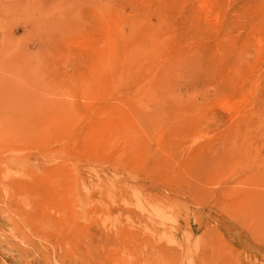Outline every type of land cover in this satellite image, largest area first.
I'll list each match as a JSON object with an SVG mask.
<instances>
[{"label":"rangeland","instance_id":"obj_1","mask_svg":"<svg viewBox=\"0 0 264 264\" xmlns=\"http://www.w3.org/2000/svg\"><path fill=\"white\" fill-rule=\"evenodd\" d=\"M0 264H264V0H0Z\"/></svg>","mask_w":264,"mask_h":264},{"label":"bare ground","instance_id":"obj_2","mask_svg":"<svg viewBox=\"0 0 264 264\" xmlns=\"http://www.w3.org/2000/svg\"><path fill=\"white\" fill-rule=\"evenodd\" d=\"M110 32V31H109ZM114 41V40H113ZM111 44V43H110ZM107 52V51H106ZM225 104V103H224ZM223 105V104H222ZM222 105H221V107H222ZM223 107H224V105H223ZM226 108V107H225ZM224 110V109H223ZM227 110V109H226Z\"/></svg>","mask_w":264,"mask_h":264}]
</instances>
